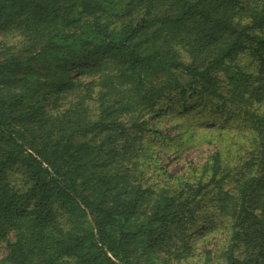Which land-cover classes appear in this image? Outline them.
Instances as JSON below:
<instances>
[{
    "label": "trees",
    "instance_id": "obj_1",
    "mask_svg": "<svg viewBox=\"0 0 264 264\" xmlns=\"http://www.w3.org/2000/svg\"><path fill=\"white\" fill-rule=\"evenodd\" d=\"M200 105L236 131L206 124L223 150L171 176L151 121ZM2 246L0 264H264V0H0Z\"/></svg>",
    "mask_w": 264,
    "mask_h": 264
},
{
    "label": "rangeland",
    "instance_id": "obj_2",
    "mask_svg": "<svg viewBox=\"0 0 264 264\" xmlns=\"http://www.w3.org/2000/svg\"><path fill=\"white\" fill-rule=\"evenodd\" d=\"M254 0H243L245 2H252ZM239 66L247 68V70L257 72V68L248 66L250 62L246 55H239ZM195 115L189 116L187 119L182 120L179 116L170 117L168 113L162 115V117L154 116L151 124L155 122L157 126H152L157 129L162 137H158L154 144V156L158 160V165L171 176L184 177L189 173L194 164L204 162L210 157L216 150L222 151L227 141L223 143L219 140V131L215 128L211 122L217 124H224L230 126L226 131L234 132L235 128L232 126L235 124L234 118H229L228 115L214 116L208 111L203 109V106L194 112ZM206 124H212L213 128H205ZM223 154V153H222ZM161 179H165L164 177ZM213 211L206 209L204 213L211 214ZM202 224V223H201ZM195 230L198 231V228ZM212 235L207 236L205 241L209 247L210 243L215 240ZM5 254L4 246L0 247V257Z\"/></svg>",
    "mask_w": 264,
    "mask_h": 264
}]
</instances>
